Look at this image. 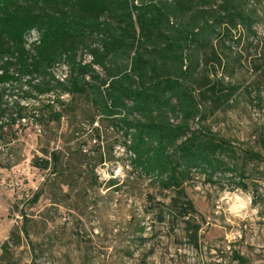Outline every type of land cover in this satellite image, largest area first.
I'll return each instance as SVG.
<instances>
[{
  "label": "trees",
  "instance_id": "obj_1",
  "mask_svg": "<svg viewBox=\"0 0 264 264\" xmlns=\"http://www.w3.org/2000/svg\"><path fill=\"white\" fill-rule=\"evenodd\" d=\"M252 21L240 0H0V157L7 153L1 166L18 164L19 132L61 121V98L83 95L122 135L130 167L175 194L159 223L175 219L197 245L200 226L186 191L195 176L213 186L228 181L231 192L254 187L253 205H264L256 182L264 176L251 180L248 169L264 156L238 150L207 126L242 94L229 73L242 56L226 43ZM32 33L37 37L29 41ZM60 66L61 79L54 73ZM44 98L54 101L45 105ZM59 163L56 154L33 160L44 171ZM13 238L1 251L19 246ZM28 246L35 263V245Z\"/></svg>",
  "mask_w": 264,
  "mask_h": 264
},
{
  "label": "rangeland",
  "instance_id": "obj_2",
  "mask_svg": "<svg viewBox=\"0 0 264 264\" xmlns=\"http://www.w3.org/2000/svg\"><path fill=\"white\" fill-rule=\"evenodd\" d=\"M240 1L253 16L252 26L226 48L242 56V65L229 71L242 94L207 126L238 150L264 156V0ZM36 37L32 33L29 41ZM65 70L56 67L54 73L61 79ZM49 100L54 98H44V104ZM61 101V121L19 132L17 165L3 168L7 153L1 151L0 264H239L237 255L245 264H264V205H253L251 183L264 176V163L248 164L249 191L231 192L228 181L209 185L199 175L186 184L200 226L194 245L180 222L170 217L159 223L175 194L130 167L124 139L111 122L83 95L65 94ZM52 154L60 157L56 170L53 164L46 171L33 166L34 158L51 160ZM256 182L264 197V183ZM11 236L19 246L4 253L1 246ZM29 242L36 248L35 263Z\"/></svg>",
  "mask_w": 264,
  "mask_h": 264
}]
</instances>
